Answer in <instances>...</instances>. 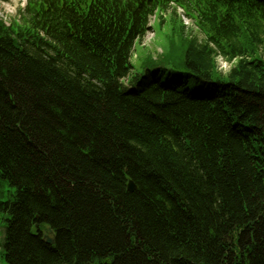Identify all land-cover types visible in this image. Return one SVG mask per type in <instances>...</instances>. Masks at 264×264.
<instances>
[{
	"label": "trees",
	"instance_id": "obj_1",
	"mask_svg": "<svg viewBox=\"0 0 264 264\" xmlns=\"http://www.w3.org/2000/svg\"><path fill=\"white\" fill-rule=\"evenodd\" d=\"M26 1L0 19V260L264 264V0Z\"/></svg>",
	"mask_w": 264,
	"mask_h": 264
},
{
	"label": "rangeland",
	"instance_id": "obj_2",
	"mask_svg": "<svg viewBox=\"0 0 264 264\" xmlns=\"http://www.w3.org/2000/svg\"><path fill=\"white\" fill-rule=\"evenodd\" d=\"M26 0H8L7 3L1 2L0 3V19L4 20L7 25H10L12 23L13 20H17L19 22V20L21 21V13L20 10L22 11L25 7H26ZM187 23H189V21L186 20ZM156 35H157V40H155L154 42V34L151 33L150 35H148L147 38H145V40L143 41V45H141V49H144V46H148V50L149 52L153 53L154 55L157 54H161L160 53V47H158V43L160 44L161 40L160 39V28L159 25H157L156 27ZM199 35V34H197ZM152 41L154 42V44L152 43ZM140 46H137V51L139 53L140 56H142V53L144 54L143 51H139ZM148 52V54H149ZM264 56V54H263ZM132 64L135 66V72H140L142 73L143 69L142 67H140L141 61H137V60H133ZM219 69L220 67L223 69L224 72H227L230 68V65L226 62L223 61L222 59H219ZM166 72L170 73V68L166 69ZM5 190H9V187H6ZM12 190V189H11ZM6 193V192H5ZM7 196V195H5ZM1 264H6V262L4 260H0Z\"/></svg>",
	"mask_w": 264,
	"mask_h": 264
},
{
	"label": "water",
	"instance_id": "obj_3",
	"mask_svg": "<svg viewBox=\"0 0 264 264\" xmlns=\"http://www.w3.org/2000/svg\"><path fill=\"white\" fill-rule=\"evenodd\" d=\"M128 189L131 192H134L136 190V186H135V184L132 181H130V183L128 185ZM50 235H52V231H50ZM45 240H46L47 244H49V245H53L54 244V239H52L49 235L45 236Z\"/></svg>",
	"mask_w": 264,
	"mask_h": 264
}]
</instances>
